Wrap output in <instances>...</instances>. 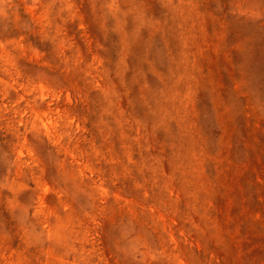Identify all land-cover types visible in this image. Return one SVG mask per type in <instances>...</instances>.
Masks as SVG:
<instances>
[{"label": "rangeland", "instance_id": "rangeland-1", "mask_svg": "<svg viewBox=\"0 0 264 264\" xmlns=\"http://www.w3.org/2000/svg\"><path fill=\"white\" fill-rule=\"evenodd\" d=\"M0 264H264V0H0Z\"/></svg>", "mask_w": 264, "mask_h": 264}]
</instances>
